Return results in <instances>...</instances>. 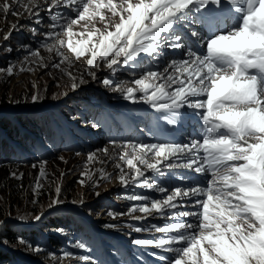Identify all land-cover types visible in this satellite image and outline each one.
<instances>
[{
	"label": "snow or ice",
	"instance_id": "6c2138e0",
	"mask_svg": "<svg viewBox=\"0 0 264 264\" xmlns=\"http://www.w3.org/2000/svg\"><path fill=\"white\" fill-rule=\"evenodd\" d=\"M13 5L20 6L23 12L16 11ZM39 8L38 0L0 3L4 14L22 18L27 13L28 19L36 17L37 23ZM46 9L52 21L48 25L51 31L42 35L53 42L42 41L41 46L59 57L52 66L68 76L66 87L73 91L87 81L83 74H73L74 61L63 51L65 47L76 60L85 58L83 71L96 80L102 66L115 73L122 64L131 62L135 70L141 66V54L155 58L163 55L164 48L183 50L178 27L198 25L204 30L190 29L200 47H189L183 52L184 58L170 60L162 71H133L137 78L113 88L127 101L147 104L161 114L158 120L169 125L183 119L186 113L182 110L191 109L192 115L200 119V136L186 143L110 141L120 150L115 156L107 147L89 152L78 183L95 188L101 180L111 178L102 167L89 169L91 163H105L97 153L115 160L114 167L119 170L116 179L123 187L141 186L139 182L146 171L160 173L164 167L191 169L202 177L194 186L188 177L185 179L190 183L185 187L157 186L156 191L165 196L151 199L150 203L147 196L126 195L125 199L138 203L126 212L109 210L108 216L139 220L155 213L176 221L163 227L134 228L138 233H164L156 239L138 238L132 243L170 253L169 257H161L165 264H264V0H47ZM17 27L13 24L3 39H10ZM31 56L28 63L48 66L38 49L31 51ZM20 70L33 71L23 65ZM0 71L11 76L14 66L10 64ZM101 83L108 87L113 81L105 77ZM32 87L37 89L35 83ZM42 98L38 90L30 95L32 103ZM38 163L34 197L42 187L40 178L47 176V161ZM64 175L62 172L61 177ZM61 193L57 183L49 208L64 202ZM189 203L194 210L180 211ZM137 211L143 215L135 216ZM3 226L0 221V229ZM17 240L27 250L39 251L29 241ZM0 244H7V240L0 239ZM72 247L86 249L79 241ZM72 256L71 252L63 253L64 258ZM79 259L84 264L91 262L86 255Z\"/></svg>",
	"mask_w": 264,
	"mask_h": 264
},
{
	"label": "rangeland",
	"instance_id": "374dc122",
	"mask_svg": "<svg viewBox=\"0 0 264 264\" xmlns=\"http://www.w3.org/2000/svg\"><path fill=\"white\" fill-rule=\"evenodd\" d=\"M3 2L4 0H0V3ZM38 2L40 3V8L37 9L40 14L39 23L36 22V17L28 19L27 13H24L22 18H18L10 14L6 15L0 11V70L7 69L10 64L14 66V73L11 76L7 75L5 71H0V115L9 117L10 121L19 129H21L20 119L28 120L29 117H34L38 122L37 124L42 126V119L47 116L48 120L55 127L53 118H56L59 123L63 124L65 122L68 126L74 128L76 133L66 126V135L57 134L58 144L55 147L46 145L41 136L34 137L30 135L32 142L29 141L26 147L23 146L25 150L22 147L18 148L19 162L16 163L20 165L10 168L8 182L4 183L0 181V213L4 215L0 221L4 222V226L9 224L15 230H27L36 229L49 215L74 214L90 226L91 229L100 231L106 238L102 239V252L98 254H89L87 251L84 252L81 249L73 248L72 245L77 241L82 242L79 236L75 238L69 237L67 250H62L58 256L54 255L55 249L53 247V251L49 254L47 253V249L44 250L41 247V243L47 240L46 238L36 242L37 246H40L37 252L29 251L21 246L12 248L0 244V247L10 254L14 253L17 256V259L13 258L8 264H23L18 259L31 264H84L79 259L80 256L84 255L91 258L90 264H111L117 262V260H121V257L124 261L122 264H128L126 256L127 253L131 254L133 251L132 241L134 239H156L164 235V233L149 231L138 233L134 231L135 225L144 224L141 228H150L151 225L163 227L176 221L171 220L168 216H160L155 213L139 220L132 219L129 216L112 219L108 216V211L126 212L129 207L138 203L137 201L125 199L126 195L147 196L150 203L151 199H163L165 196L164 193L156 191L157 186L168 189L177 186L185 187L190 183L189 179H185V177L191 178V183L194 186L196 181L201 180L202 177L191 169H169L164 167L161 168L160 173L146 171L145 177L141 178L139 182L141 186L130 184L127 187H123L116 179L119 170L114 167L115 160H109L103 153H97L99 158L104 160L105 163H91L89 164V169L98 170L102 167L107 173L111 174V178L109 180H101L99 187L95 188L91 184L82 187L78 183V180L81 178L80 173L84 171L89 152H95L99 148L107 147L110 154L115 156L120 149L114 148L110 141L115 140L119 144L131 140L128 138H130L132 131L128 132V138L112 137L110 140L107 136H104L101 132V126L97 123V119L102 113L96 107L94 101L98 97L106 103H113L112 107L124 106L123 102L129 101L123 99L121 93L113 91V88L122 82L130 83L132 79L137 78L133 75V71L138 74L145 69L143 67L145 64L147 65L146 69L151 68V70L162 71L170 61V55L167 54L170 48L162 49L163 55L155 58L141 54V57L138 58L141 66L135 70L128 68L131 63L129 65H121L115 73L102 66L101 70L97 72V79L92 80L83 71L85 58L76 60L65 47L63 51L74 61L73 74L76 76L83 74L87 81V83L78 87L80 90L78 95H72L73 90L66 87L69 84L68 76L60 68L52 66L54 63L59 62V57H56L54 53L47 52L41 46L42 41L48 44L53 42L52 39H48L42 35V33L51 31L48 25L52 21L46 9L47 0H38ZM22 3H27V0H22ZM13 8L18 12H23L20 6L13 5ZM13 24H18L19 27L12 31L10 39L5 41L3 36L10 31ZM33 29H35V33ZM37 49L40 51L41 56L44 57L45 63L48 65L47 67H39L38 64L28 63L32 59L31 51ZM49 56H51V59H49ZM22 65L25 68H32L33 71H21ZM61 68H66V65H61ZM105 77L113 81L111 86L106 87L101 83ZM33 83L37 85V89H33ZM37 90L43 98L38 103H32L30 95ZM65 92L67 95H63ZM137 122L133 127L143 134L144 139L135 137L134 135L133 138H136L138 141L133 138L131 141L151 143L150 136L152 135V131L150 127H140L143 126L141 124L142 118H138ZM52 154L55 159L51 160V162L47 161V155ZM60 157L64 159L61 160ZM24 160L27 161L24 162ZM40 160L47 161L45 166L47 176L46 178H40V183L42 185L41 188L48 187L49 194L46 199L37 200V203H33L32 201L36 197L33 195V188L39 176L38 162ZM33 164L37 166L33 167ZM62 172L65 174L63 177H61ZM13 173L16 175L13 176ZM21 181L24 182L25 188L23 189V193L19 195L15 193L16 191H14V187L12 186L15 185L14 182ZM57 183H60L62 187L60 198L64 202L49 208L48 205L52 197L54 198ZM96 192H99L100 195H95ZM66 196L70 198L67 201ZM80 199H83V204L73 203V201H79ZM187 210H194L190 203L185 208L180 209V211ZM48 212L50 214L44 218L43 215ZM36 215H39L41 218L39 220L33 219ZM134 215L142 216L143 214L137 211ZM19 217H25V219L21 220ZM185 219L188 222H192L191 218ZM106 225H115L116 227L110 228L106 227ZM4 226L0 231L4 229ZM61 235L60 230H56L50 236L63 239L64 236ZM115 242L118 245H115ZM121 243L124 245L121 246ZM137 249L143 251V255L153 264H165V261L161 257H169L171 255L162 249L152 247L137 246ZM65 252H71L73 256L71 258H64L63 253ZM150 253H157L159 256L157 258H150ZM129 264L133 263L130 262Z\"/></svg>",
	"mask_w": 264,
	"mask_h": 264
},
{
	"label": "trees",
	"instance_id": "16d2710c",
	"mask_svg": "<svg viewBox=\"0 0 264 264\" xmlns=\"http://www.w3.org/2000/svg\"><path fill=\"white\" fill-rule=\"evenodd\" d=\"M53 121L55 122V127L48 120L47 116L42 119V126L37 124L38 122L34 117H29L28 120L20 119L19 123L21 124V129H19L10 121L9 117L0 115V181H3L4 183L8 182L10 177V168L15 165H20L16 163L19 162L17 150L18 148H23V146L26 147L29 141L32 142L30 135H33L34 137L41 136L43 142L46 145H52L55 147L58 142L56 132L64 134V125L66 123L63 121V125L59 123L56 118H53ZM72 129L76 133L75 129ZM38 133L39 135H37ZM23 149L25 150V148ZM47 156V161L49 162L55 159L53 154ZM25 161L27 160H24V162ZM14 183L15 185L12 187H14L13 189L16 191L15 193L21 195L23 193V189L25 188L24 182L21 181ZM38 191L39 194L35 197L36 200L40 201L41 199H46L48 197L49 192L47 186L40 188ZM69 199L70 198L66 196V201ZM3 217L4 215L0 213V219ZM56 230H60L62 234L61 236H64L63 239L50 236ZM76 236H79V239L82 240V243L86 245V249H83L84 252L87 251L89 254H98L101 251L99 238L96 233L86 227L84 223L80 221L74 214L62 213L60 215H49L36 229L15 230L14 227L7 224L4 226V229L0 231V239L7 240V244L4 245L12 248H16L18 246L25 247L24 245L18 243V237L29 241L34 248L38 249L40 246H37L36 242L46 238L47 240L41 243V247L44 250L47 249L48 254L51 253L54 248V255L56 256H58L59 253L61 254L62 250H67L69 246L67 243L69 237L75 238ZM13 258L17 259L16 254H10L8 251L0 247V264H8ZM18 261H21L23 264H31L27 261L19 259Z\"/></svg>",
	"mask_w": 264,
	"mask_h": 264
},
{
	"label": "bare ground",
	"instance_id": "6f19581e",
	"mask_svg": "<svg viewBox=\"0 0 264 264\" xmlns=\"http://www.w3.org/2000/svg\"><path fill=\"white\" fill-rule=\"evenodd\" d=\"M196 43L199 44L197 41H196ZM79 93H80V90L77 88L75 91L72 92V95H78ZM48 107H50V106H48Z\"/></svg>",
	"mask_w": 264,
	"mask_h": 264
},
{
	"label": "water",
	"instance_id": "95a60500",
	"mask_svg": "<svg viewBox=\"0 0 264 264\" xmlns=\"http://www.w3.org/2000/svg\"><path fill=\"white\" fill-rule=\"evenodd\" d=\"M48 214H50L49 212L47 213V214H45V215H43L44 216V218L48 215ZM43 219V218H42Z\"/></svg>",
	"mask_w": 264,
	"mask_h": 264
}]
</instances>
